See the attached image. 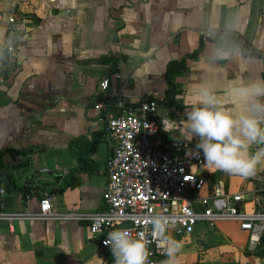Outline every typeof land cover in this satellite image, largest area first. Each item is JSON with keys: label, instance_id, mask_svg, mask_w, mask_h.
Instances as JSON below:
<instances>
[{"label": "crops", "instance_id": "obj_1", "mask_svg": "<svg viewBox=\"0 0 264 264\" xmlns=\"http://www.w3.org/2000/svg\"><path fill=\"white\" fill-rule=\"evenodd\" d=\"M7 6L31 18V28L17 67L0 83V150L11 177L0 178V212L26 215L0 217V264H113L88 222L38 219L40 198L49 196L57 213L102 209L114 147L105 114L115 112L118 98L131 104L143 95L165 98L167 63L199 47L172 76L179 93L160 107L158 135H189L185 114L202 87L216 91L225 111H238L227 89L264 78V0H0V13ZM225 32L240 34L259 55L239 49L217 59L215 40ZM3 33L0 21V42ZM72 145L82 147L81 157ZM190 169L204 178L201 196L210 197L218 183L224 195L242 193L245 210H264V164L248 178L204 160ZM169 234L182 244L176 264H264V235L249 246L235 222L200 221L190 236ZM160 264H168L165 255Z\"/></svg>", "mask_w": 264, "mask_h": 264}, {"label": "built area", "instance_id": "obj_2", "mask_svg": "<svg viewBox=\"0 0 264 264\" xmlns=\"http://www.w3.org/2000/svg\"><path fill=\"white\" fill-rule=\"evenodd\" d=\"M3 39L0 42V83L5 72L18 65V48L31 28V18L7 6L0 13ZM216 33H209L215 35ZM223 36V34H220ZM108 87V79L99 83V89ZM163 98L141 96L131 104L124 98L115 100V112L105 114L106 129L114 142L113 152L106 162L107 180L102 193L103 208L96 212L57 213L52 199L39 200L40 220H75L88 222L94 239L101 249L107 234L115 228H128L133 234L145 232L150 255L147 264H160L162 250L149 235L148 218L164 214L175 221L169 233L190 236L197 222L214 224L220 221L238 223L248 234L249 246L256 245L264 235V210L247 211L243 208L242 193L224 195L218 183L213 185L210 197L201 196L204 178L193 172V165H201L203 154L190 155L193 145L185 139H164L158 135L157 117ZM94 108L101 111V102ZM171 110H173L171 108ZM201 206L197 210L194 204ZM26 214L0 212V217L21 218ZM117 221H122L117 223ZM99 225V228H98ZM147 225V229L145 226Z\"/></svg>", "mask_w": 264, "mask_h": 264}, {"label": "clouds", "instance_id": "obj_3", "mask_svg": "<svg viewBox=\"0 0 264 264\" xmlns=\"http://www.w3.org/2000/svg\"><path fill=\"white\" fill-rule=\"evenodd\" d=\"M238 53L239 49L214 51L220 60ZM227 91L236 98L239 110L225 111L216 91L202 87L196 105L185 114L189 135L184 139L189 143L196 141L190 155L202 153L203 160L215 170L248 178L264 164V78L233 84ZM148 225L151 226L148 234L168 258V264H176L182 244L169 234L175 221L157 213L148 218ZM104 243L110 246L113 264H147L150 253L145 232L134 235L128 228H115Z\"/></svg>", "mask_w": 264, "mask_h": 264}, {"label": "trees", "instance_id": "obj_4", "mask_svg": "<svg viewBox=\"0 0 264 264\" xmlns=\"http://www.w3.org/2000/svg\"><path fill=\"white\" fill-rule=\"evenodd\" d=\"M215 41L218 42L220 44L221 48H224V49L238 48L241 51L246 50L245 56H258L259 55L251 47L249 42L238 33L225 32V33H223L222 38H218ZM200 52H201V47H199L197 50L185 55L180 60H174V61H170L167 63L166 71H165V78H166V81L168 83V90L166 91L165 99L169 103H172L173 97L177 93H179L173 87V84L171 82L172 76L174 74L181 73L182 71H184L186 69L187 61L190 59L196 58L200 54ZM90 145L91 146L94 145V147H95L96 143L90 144ZM72 148L76 149L78 157H81V152L83 150L82 147L81 146H75L74 147V145H72ZM89 150L91 151L92 148L90 147ZM6 154H7L6 151L0 150V178L4 177L3 179H6L7 181H11L10 175L6 174V172H5V164L3 161V157ZM26 191H27V189H26Z\"/></svg>", "mask_w": 264, "mask_h": 264}]
</instances>
